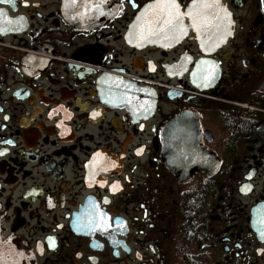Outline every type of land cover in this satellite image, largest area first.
<instances>
[{
    "label": "flooded vegetation",
    "instance_id": "af4514ba",
    "mask_svg": "<svg viewBox=\"0 0 264 264\" xmlns=\"http://www.w3.org/2000/svg\"><path fill=\"white\" fill-rule=\"evenodd\" d=\"M170 3L0 0V264H264V0Z\"/></svg>",
    "mask_w": 264,
    "mask_h": 264
},
{
    "label": "snow or ice",
    "instance_id": "6c2138e0",
    "mask_svg": "<svg viewBox=\"0 0 264 264\" xmlns=\"http://www.w3.org/2000/svg\"><path fill=\"white\" fill-rule=\"evenodd\" d=\"M159 5H148L147 7H158ZM212 7L209 4L198 5L197 0H193V3L189 5V8L186 12L179 11V4L176 3V0H171L170 4H165L164 7L168 9L167 15L164 17L162 27H168L169 31L175 34V38L187 34V27L191 26L196 29L197 32L201 31V27L204 21L200 18V14L196 13L194 10L197 7ZM227 14V13H226ZM189 17L191 20L190 25H185L183 22V17ZM208 63V62H204ZM206 86V85H205Z\"/></svg>",
    "mask_w": 264,
    "mask_h": 264
},
{
    "label": "water",
    "instance_id": "95a60500",
    "mask_svg": "<svg viewBox=\"0 0 264 264\" xmlns=\"http://www.w3.org/2000/svg\"><path fill=\"white\" fill-rule=\"evenodd\" d=\"M173 164V167L174 168H178V174L181 175L182 177L185 178V176H188L190 174V171L192 170V167H195L193 164H175V163H172ZM172 167V168H173ZM173 171H175L174 169H172ZM181 172V173H179ZM185 174V176H184ZM188 174V175H187ZM22 264H24V262H22Z\"/></svg>",
    "mask_w": 264,
    "mask_h": 264
}]
</instances>
